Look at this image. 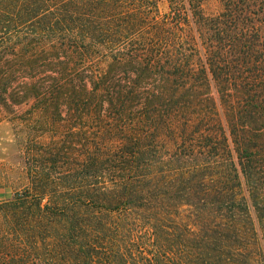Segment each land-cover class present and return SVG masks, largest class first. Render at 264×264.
<instances>
[{
    "label": "trees",
    "instance_id": "obj_1",
    "mask_svg": "<svg viewBox=\"0 0 264 264\" xmlns=\"http://www.w3.org/2000/svg\"><path fill=\"white\" fill-rule=\"evenodd\" d=\"M2 120L8 264H264V0H0Z\"/></svg>",
    "mask_w": 264,
    "mask_h": 264
},
{
    "label": "rangeland",
    "instance_id": "obj_2",
    "mask_svg": "<svg viewBox=\"0 0 264 264\" xmlns=\"http://www.w3.org/2000/svg\"><path fill=\"white\" fill-rule=\"evenodd\" d=\"M19 156L18 137L12 124L7 120L0 121V205L23 190V184L19 178L22 167ZM6 222L4 213L0 211V246H4L6 242L11 251L12 249L18 251L27 248L25 239L22 240L17 235L5 233ZM0 259L8 264L9 257H0ZM0 264H2L1 260Z\"/></svg>",
    "mask_w": 264,
    "mask_h": 264
}]
</instances>
